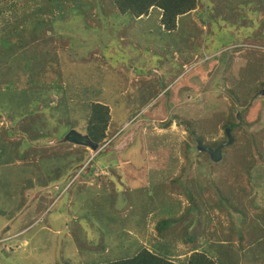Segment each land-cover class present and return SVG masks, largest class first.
Instances as JSON below:
<instances>
[{
  "label": "rangeland",
  "instance_id": "1",
  "mask_svg": "<svg viewBox=\"0 0 264 264\" xmlns=\"http://www.w3.org/2000/svg\"><path fill=\"white\" fill-rule=\"evenodd\" d=\"M46 1L49 0H0V28L6 21L14 22V48L10 51L16 49L2 65H12L9 73L3 77L0 74V92L6 95L1 101L5 110L0 111L3 135L16 112L30 111L14 127L26 125L42 115L38 109L41 104H36L40 95H47L49 90L52 103L59 95L50 87V75L40 76L32 70L41 64L43 53L46 59L60 61V69L70 77V72L75 71V92L82 95L85 103L98 101L110 107L124 104L126 110L137 108L144 104L141 98L149 96L148 91L155 86L160 91L168 89L170 96H162L164 107L160 104L155 112L150 111L151 115L148 106L154 99L130 113L122 123L111 117L107 127L111 143L93 162L89 159L96 151L87 147L88 160L77 167L76 176L81 170L92 173L88 179L83 177L84 173H78L77 178L74 175L68 183L63 179V191L55 187L59 182L29 188V176L23 173V189L15 193L18 196H0V264H95L128 256L130 250L141 245L170 254L171 259L183 258L190 254L192 243L180 240L181 230L197 239L203 229L210 236L214 230L212 241L216 244L211 245L209 254H219L223 264H264V240H258L260 246H256L250 236L253 229L244 231L252 221L248 217L264 213L260 211L264 207V137L259 132L264 130V105L260 104H264V83L260 82L264 81V0H210L212 7L205 13L203 6L199 17L203 3L198 2L196 9L181 20L184 22L177 23V30L169 33L157 31L159 19L152 15L139 21L127 20V15L109 18L99 31L82 26L84 22L79 20L76 23L80 26L72 24V29L67 22L81 7L78 2L67 0L59 17L58 9L53 4L44 5ZM36 17L55 20L58 31L45 27V36L33 42L26 25ZM182 29L188 32L184 33L187 39L180 38ZM201 46L206 48L203 57L202 53L189 54L191 49ZM24 52L33 54L36 65L32 64V68L27 61L18 68L16 58ZM213 55L216 57L212 58ZM205 59L210 60L203 62ZM65 63L69 64L66 70ZM24 68L30 70L23 71ZM55 68L58 70L57 65ZM40 73L52 74L47 66ZM61 85L66 88L67 81L63 80ZM227 117L234 122L243 119L242 130L235 133L236 145L250 142L244 161L252 165L251 173H245L242 164L231 163L238 153L232 147L221 151L218 162L197 154L202 152L196 148L197 139L213 149L227 141H222L223 129L217 121ZM83 128L75 129L85 133ZM20 129L12 140L22 137L30 127ZM55 131L58 134L61 130ZM192 132L201 138L193 137ZM63 136L45 141L56 147L66 142L61 141ZM111 150L116 154L109 157ZM32 151L26 153L27 158L15 162L28 160ZM224 153L231 156L224 158ZM185 165L188 167L182 170ZM180 172L187 177L181 185V191L184 188L187 195L171 192L166 186ZM230 173L238 177L237 185L247 191L239 192L243 210H213L205 199L206 193H217V185L228 186ZM30 179L34 182L37 178L31 175ZM55 192L57 198L43 208L36 221L29 223L36 214L27 217V208L41 194L53 197ZM17 197L24 202L16 201ZM163 215L172 222L176 238H170L172 233L169 235L168 229L158 230L157 223ZM243 215L247 218L242 223ZM209 223L216 224L211 226L212 232L207 228ZM238 230L244 231L242 241L237 237ZM205 240L203 235L197 239L199 249L206 247Z\"/></svg>",
  "mask_w": 264,
  "mask_h": 264
},
{
  "label": "trees",
  "instance_id": "2",
  "mask_svg": "<svg viewBox=\"0 0 264 264\" xmlns=\"http://www.w3.org/2000/svg\"><path fill=\"white\" fill-rule=\"evenodd\" d=\"M67 0H49L46 1V4H53L56 9H58L59 17L61 16V12L66 9V2ZM79 6L85 7V8H79L75 13L74 16L71 17L69 22H67V27L72 28V24L76 27H79L80 25L76 22L79 20H83L84 24L82 26H88L90 28H95L99 31V29H103L105 20H115L118 17H122L127 15L129 18L139 21L144 19H149L152 15L153 19H159L158 29L157 31H160V33L163 31L169 33L174 32L173 30H177L179 27V21L182 24L181 21L183 18H185L183 15L188 13L190 10L194 9L196 7L197 0H76ZM46 8V7H45ZM49 10V9H48ZM45 9L42 10V13H44ZM155 12V13H154ZM93 13H95V17H93ZM155 14V16L153 15ZM92 15V16H91ZM145 16V17H144ZM143 17V18H142ZM141 18V19H140ZM126 20V21H127ZM126 21H120L126 23ZM112 23V22H111ZM178 23V24H177ZM74 26V27H75ZM181 26V25H180ZM47 27V30L51 31H58V26L55 20H48L43 18L36 17L28 26L26 25V28H28L32 32V38L33 42H37L40 37L45 36V30L44 28ZM87 27V28H88ZM14 28V22H8L6 21L3 25H1L0 28V74L3 76H7L9 73V70L11 69L12 65L7 64L6 68H3L2 65H5L6 61H8L10 58L12 52L16 51L10 49L14 48V45H12L14 42L11 41V38L13 36L12 29ZM73 29V28H72ZM184 30V29H182ZM53 33V32H51ZM184 33H188L186 30L182 31L181 34H183L180 38L181 39H187L188 37L185 36ZM189 33H192L191 30H189ZM204 41V38H203ZM205 45V44H203ZM213 45V44H212ZM204 46L193 48L189 51V54L195 55L196 53H202V57L205 55L203 52L206 51V48L203 49ZM20 48V47H18ZM196 49V51H195ZM208 50V49H207ZM35 51V50H34ZM195 51V52H194ZM209 51H211L209 49ZM33 52V51H32ZM39 54V53H38ZM33 54H28L26 52L22 53L20 57L16 58V63L18 61V68L20 66H23L24 61H27L28 65L32 68V64H35ZM42 60L41 64L39 62V65L35 67V70L37 74L41 75H50L51 80L50 84L54 90L56 89V92L59 94L58 97L55 99V102L52 103V98L49 96V90L47 91V95L43 93V96L40 95V101L36 104H41V106L38 108L41 110L42 115H38V117L34 118L32 122H29L26 125H22L20 127H14L17 120L19 118L23 117L25 113H28L30 111L24 112L23 110L16 112L15 117L12 118V122L8 128L4 129V135L2 131H0V193L2 195L0 196H6L7 198L11 199L14 196H18L23 189V180L24 174L29 176L28 181L26 182L27 187L29 188H38L45 186L46 184L51 183H60V185L55 187L62 189V183L61 181L63 179L66 180V183L72 178L76 171L79 169L77 167H81L82 163L88 160V154L87 153V146L84 144H76L72 142H60L56 147L48 146L45 139H60L67 130L71 128L81 129L83 128V132H85L91 141L97 143L98 150H96V153L94 157H92L90 160L92 162L96 158L98 154H100L105 149V146L110 144V140L108 139V133H107V127L109 124V121H111V117L115 118L114 122H120L122 123V120L125 119L127 116H129L130 113L136 112L139 110L140 107H143L150 103V106H148L149 113L148 115H151L153 111L155 112L160 104L164 107L165 103L162 101L161 97L163 96L166 98L167 96H170V92L168 89L160 91L158 87H154L151 89V94L149 96L142 97L141 100L144 102V104H140L137 108L127 109L126 105H117L113 104L111 107L102 102L98 101H92L90 103H85L82 98V95L79 92H75L74 88V72L71 71V77L70 75L60 69V61H55L53 58L46 59V54L43 53L41 55ZM192 57V56H191ZM200 57V56H199ZM215 57V55L213 56ZM212 57V58H213ZM211 58V59H212ZM210 60V59H207ZM206 61V60H205ZM204 61V62H205ZM83 63V62H81ZM85 63V62H84ZM27 65V64H26ZM55 65H57L58 70L55 68ZM66 64L65 63V70H66ZM44 66H47L51 69V73L45 74L40 73L44 70ZM42 68V69H41ZM264 68V63H263ZM30 70L29 68H24L25 70ZM257 71V70H256ZM262 73V70L260 71ZM259 75V73L257 72ZM257 75V76H258ZM59 79V80H56ZM63 80L67 81V87H62L61 83ZM58 81V83H56ZM74 81V82H73ZM261 83H264V81L260 80ZM55 83V84H54ZM155 85V84H154ZM263 85V84H262ZM161 86H164V84H161ZM172 92V91H171ZM6 95L0 92V111H4L5 109H2L1 101L4 99ZM38 97V96H37ZM73 99H76L78 101H75ZM252 100V99H251ZM35 104V106H36ZM261 106L262 102L260 103ZM37 108L35 107V110ZM10 110H7V113ZM116 111H120L123 113L121 117L117 116ZM241 113V112H240ZM240 113L238 116H240ZM128 114V115H126ZM147 115V116H148ZM150 118H156L154 116H148ZM220 122V125L223 129V139L222 141H226L228 139L225 129H229V134L232 138L231 142L228 144H224L221 148V151L226 150L227 148H233L238 153L237 155L233 156V161L231 163L235 165L242 164L245 168V173H251L252 165H249L248 163H245L244 156L247 152V150L250 148V142L248 141L245 145L237 146V140L238 135H235V133L241 131V127L243 125V119H238L240 122H234L232 118H228L227 120H217ZM164 125H167L168 123H163ZM162 124V125H163ZM23 127H30V129L27 131H24L22 133V137L19 139H14L12 136L15 135L17 132H21L20 128ZM58 128H60V133L56 134V131ZM20 129V130H19ZM23 130V129H22ZM62 132V134H61ZM263 137H264V130L259 131ZM193 133V132H192ZM60 134V135H59ZM253 136L255 135V132L251 133ZM61 136V137H60ZM60 137V138H59ZM193 137H199L197 135H194ZM248 139V137H247ZM249 140V139H248ZM250 140L254 141V139ZM221 141V142H222ZM220 143V142H219ZM219 143H216L218 145ZM83 145V146H82ZM236 147V149H235ZM30 149H33L31 155L32 157L28 158V160H24L22 162H15V159L22 160L27 158L26 153L29 152ZM225 152V151H224ZM112 153L116 154L114 151H109V154ZM198 155H206L207 159L209 160L210 157L207 152H197ZM231 156L228 153H224V158H227ZM110 157V156H109ZM117 160L118 156L116 155ZM189 162L187 157V163ZM264 161H261L263 164ZM92 166V164H91ZM185 167H188V165H185L182 170L186 169ZM91 169V168H90ZM89 171V170H88ZM83 172L82 170L79 171V175L83 174L85 179H88L92 173ZM262 171H264V168H262ZM75 175L74 177H78ZM12 176V179H8L5 175ZM20 174V175H19ZM35 175L37 179L34 180V182L31 181L30 176ZM15 176H20V178H16ZM20 180V181H19ZM187 180V177H184V175L181 174V172L172 179H169L166 182V186L169 188V190L173 191H180L183 192V194L186 193L184 188L181 191V185L184 181ZM238 177L236 178L233 173H230L228 177V182L230 184L225 187H221L217 185L215 188L217 190V193L210 194L206 193L207 196L205 199L207 200L209 206L214 210L217 211L226 210V208H233L234 210L242 211V199L240 194L247 193V191H244V187L237 185ZM49 182V183H48ZM248 185V184H247ZM160 187H164V183H161L159 185ZM68 187V186H67ZM66 187V188H67ZM234 188V189H233ZM57 190V189H56ZM66 190V189H64ZM63 191V189H62ZM208 189H206V192ZM240 192V194H239ZM3 193H7L8 195H3ZM205 194V193H204ZM14 195V196H13ZM60 195V194H59ZM58 196V193L53 197H49L45 194H41L37 199H35V202L32 207H28L26 210L27 217L30 218V215L32 213L36 214V217L30 219V222H34L38 219V216L41 215L43 210L46 209L47 205L52 203ZM212 196V197H211ZM60 197V196H59ZM188 198V197H187ZM243 198V197H242ZM48 199V200H47ZM46 200L48 203L45 205ZM18 202H24L23 198L18 199ZM224 201L226 203H224ZM22 204V203H21ZM16 204H13L15 207ZM45 205V207H43ZM34 208V209H33ZM45 208V209H43ZM33 209V210H32ZM264 211V207L260 209V211ZM245 212V211H244ZM4 215V214H3ZM254 218L248 217V219H251V223L248 225H245L244 231L253 229L251 231V240L252 244L256 246H260V243H257L258 240L262 239L264 240V213H259L258 215L255 213ZM246 215L242 216V223L246 220ZM258 220H260L259 224ZM217 224H220V222H217ZM31 225V224H30ZM214 225H216L214 223ZM211 223L208 225V230H210L214 226ZM234 225V223H233ZM218 226V225H217ZM157 228L160 232H162L165 229H168V234L171 236L170 238H176L177 237V231L173 229L172 222L170 221L168 216H162L157 223ZM220 228V227H218ZM29 230V229H28ZM27 230V231H28ZM180 236L182 237L180 240H182L183 243H192L190 254L187 256H184L183 258L176 257L177 259H171L168 256L170 254H160L155 252L154 250L148 249L145 246L142 247V245L137 250H130L128 252V256H125L123 258L110 260L106 262H98L95 264H223L221 262V257L216 255H210V247L214 243L216 244L215 237L213 236L214 230L210 235H208L203 229L201 232L199 231V236L197 239H199L200 235L205 236V246L204 249H199L197 239L190 238L189 235L186 234V231L181 230ZM244 231L238 230L237 231V237L240 241L244 238ZM164 236H167L165 233ZM208 240V241H207ZM212 241V242H211ZM221 245L225 244L223 241H219ZM241 246V243H240ZM105 248V247H104ZM113 250V248H111ZM258 264V263H256Z\"/></svg>",
  "mask_w": 264,
  "mask_h": 264
},
{
  "label": "water",
  "instance_id": "3",
  "mask_svg": "<svg viewBox=\"0 0 264 264\" xmlns=\"http://www.w3.org/2000/svg\"><path fill=\"white\" fill-rule=\"evenodd\" d=\"M262 93H264V89L262 90ZM226 135L228 137L226 142L221 143L220 145H218L217 147H215L214 149L204 145L199 139L196 140V148L199 151H204L207 152L210 156V159L214 162H217L221 159L222 157V153H221V148L224 144H228L231 142L232 138L229 134V129L226 128L225 129ZM61 141H68V142H73L76 144H84L86 146L91 147L92 149H96L97 148V143L93 142L90 140V138L88 137V135L86 133H82L74 128H71L67 131L66 134H64L63 138L61 139Z\"/></svg>",
  "mask_w": 264,
  "mask_h": 264
},
{
  "label": "clouds",
  "instance_id": "4",
  "mask_svg": "<svg viewBox=\"0 0 264 264\" xmlns=\"http://www.w3.org/2000/svg\"><path fill=\"white\" fill-rule=\"evenodd\" d=\"M198 2H202L203 3V5H202V7L200 8V10H199V12H198V17L199 16H201V13H202V11H203V6H205V13L208 11V9L209 8H211L212 7V5H211V2H210V0H197V3H196V7H197V4H198ZM196 7L194 8V9H192V10H190V11H193V10H195L196 9ZM189 11V12H190ZM189 12L188 13H186L185 15H183L184 17L185 16H187L188 14H189ZM145 17V16H144ZM143 18V17H142ZM141 19V18H140ZM206 19H207V16H206ZM142 20V19H141ZM238 46H241V45H238ZM214 56V55H213ZM212 56V57H213ZM215 57H216V55H215ZM205 60H207V59H205ZM204 60V61H205ZM203 61V62H204ZM73 143V142H72ZM87 147H89V146H87ZM90 149H92L91 147H89ZM98 149V146H97V148L95 149V151ZM92 150H94V149H92ZM204 152V151H203ZM209 155V154H208ZM210 157V156H209ZM218 162V161H217Z\"/></svg>",
  "mask_w": 264,
  "mask_h": 264
}]
</instances>
